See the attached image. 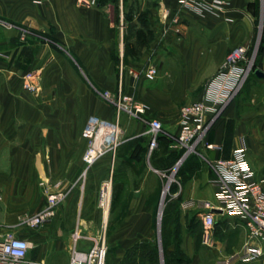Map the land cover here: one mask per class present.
Segmentation results:
<instances>
[{"label":"crops","instance_id":"crops-1","mask_svg":"<svg viewBox=\"0 0 264 264\" xmlns=\"http://www.w3.org/2000/svg\"><path fill=\"white\" fill-rule=\"evenodd\" d=\"M249 1L228 0L224 11L214 13L193 11L179 0H96L94 4L83 0H0V19L17 25L9 28L0 23V234L12 231L39 244L42 252L47 248L49 254L64 251L70 264L73 232L78 228L87 236L84 230L88 224L82 213L89 209L88 200L97 195L100 184L120 163L115 157L111 165L108 157H102L91 167L85 184L78 182L87 147L82 130L89 117L113 120L116 115L100 93H116L121 88L144 104L146 119L161 120L168 135H177L181 105L203 99L228 53L242 46L246 22L254 20ZM262 54L257 67L264 70V46ZM151 65L158 68L154 77L148 75ZM29 71L38 74L36 92L23 87V77ZM140 122L144 126L138 125L137 131L147 133L146 123ZM206 140L216 145L202 148L211 159L228 158L245 143L258 178L256 168L264 167V115L256 119L255 115H240L235 105L229 104ZM168 145L167 158L177 150L170 142ZM155 150L160 151V143ZM146 165L148 171L164 173L151 157ZM197 178L206 197L183 199L215 203L217 188L208 165ZM59 190L68 195L55 217L39 228L27 227L26 217L39 212L49 194ZM137 206L135 210H144L152 218L153 203L143 198ZM195 212L200 221L199 212ZM219 220L234 221L227 215H218ZM217 226L214 245L208 249L209 264H218L236 252L229 245L234 237L239 246L246 237L241 221L226 239L216 238ZM134 233L123 239L128 244L129 264H141L136 254L140 255V244L158 249V257L150 263L160 264V239L151 232ZM85 241L82 249L89 247ZM181 245L189 264H204L203 254L190 237L184 236ZM113 254L111 264L124 263V250L118 248Z\"/></svg>","mask_w":264,"mask_h":264},{"label":"built area","instance_id":"built-area-1","mask_svg":"<svg viewBox=\"0 0 264 264\" xmlns=\"http://www.w3.org/2000/svg\"><path fill=\"white\" fill-rule=\"evenodd\" d=\"M179 1L184 7L197 12H222L226 9L223 0ZM83 2L94 4L96 0ZM0 23L9 28L17 27L15 23L3 19H0ZM24 33L32 34L28 30H24ZM247 54L248 49L244 46L232 49L218 75L206 87L203 99L184 103L180 107L181 127L178 134L173 137L165 132L161 120L157 118L148 120L144 117L146 114L144 104L136 100L132 94L125 93L121 88L116 93L107 90L101 92V96L114 107L117 119L108 120L97 115L89 117L82 130L87 147L82 155L85 167L78 182L85 184L91 167L100 158L110 155L112 163L115 161L116 151L121 142L120 114L127 113L146 123L150 152L158 148L160 138L167 135L174 140L175 148L183 150L181 161L192 154L199 155L213 172L212 183L217 188L216 202L190 198L183 200L181 207L184 210L195 209L199 212L204 229L203 243L209 247L215 242L218 215L233 218L234 227L239 221L243 223L246 237L241 249L218 264H230L234 261L243 263L261 261L264 264V181L256 177V171L248 157L247 145L243 143L235 148L228 158L211 159L202 152L204 147L216 148V145L209 143L206 137L234 92L240 88L252 69V63H246ZM242 64H245L244 68ZM157 74V66L151 65L148 68V75L154 77ZM37 76L36 71L27 72L23 77L24 89L36 92L39 88ZM111 190V180L101 183L98 205L105 212L109 211L111 205ZM67 195L68 192L64 190L50 193L42 209L26 217L25 225L35 229L49 222L55 217L59 204ZM72 238L70 264H107L109 245L106 236H86L77 228ZM82 239L89 241L91 245L85 249L79 248L78 243ZM32 248L31 241L17 236L12 231L0 234V264H42L39 260L30 258Z\"/></svg>","mask_w":264,"mask_h":264},{"label":"rangeland","instance_id":"rangeland-1","mask_svg":"<svg viewBox=\"0 0 264 264\" xmlns=\"http://www.w3.org/2000/svg\"><path fill=\"white\" fill-rule=\"evenodd\" d=\"M223 1H225L226 7L228 0ZM249 8L251 12H253L254 20L249 19L248 23L246 22V36L242 46L248 49V59L246 63L250 64L251 62L252 69H250L248 77L245 79L243 84H241L240 88L234 92V95L225 106V109L229 104H234L238 114L255 115L256 119L260 115H264V80L255 79L254 81H250L249 84L247 83V80L250 78V75L255 74V69L258 68L257 66L260 62V57L263 55L264 0H250ZM116 119L117 117L115 115L113 120ZM119 123L121 127V142L116 151V159H118L120 163H116L114 171H111L110 177L108 176L106 177L108 179H104L111 180L112 182L111 205L107 213V221H105L106 212L98 205L100 200L99 188L97 195L93 197L91 196L88 200L89 209L82 213L85 218L84 220H86L88 224L84 231L91 237L99 235L106 236L109 245L107 264H111L112 257H114L113 253L118 248L125 251L124 264H128V244L124 243L123 239L128 237L130 234H135V230L137 235L148 234L151 232L158 239H160V264H164L162 247V220L166 205L172 200V195L173 197L183 196L184 199L187 196L206 197L202 196L205 195L203 190L204 186L197 177L203 175L207 167V163L200 158L199 155L192 154V156L186 161L183 160L180 162L181 157L174 161L169 160V169L166 173L160 172L159 175L154 171H148L146 159L150 158L151 154L155 150L150 152L149 134H142L137 131L136 127H138V125L143 127L144 124L124 112L120 114ZM145 127L147 128V126ZM170 143L174 145V140L172 139ZM105 157L110 159L109 161L112 165L111 156L107 155ZM191 160L193 161V165L189 166ZM186 168L188 170H186ZM256 169L258 180L264 181V167ZM180 174L183 176H180ZM184 176L186 178H184ZM195 178L197 179L195 180ZM118 190H121V194L119 198L116 199L115 195ZM174 190H176V192H174ZM200 194L201 196H199ZM212 194L211 200H215V197ZM114 198L116 200H114ZM143 198H146V202H150L155 205L152 218L150 213H147L144 210H135L134 208L138 207V204H141V200ZM133 203H135L136 206H132ZM176 211H179V221L176 222L175 220L176 212H170V230L168 229L169 232L167 231V234L165 235L168 248L174 247L173 250L170 249L174 253H172L173 259L178 260V257L181 255L188 258L185 250L181 247L182 240L184 239V236L187 235L195 243L196 249L203 254L204 264H209L210 259L208 249H210V247L203 243L204 229L199 221L197 213L193 209H189V211L186 212L178 209ZM78 219L81 220L82 218L79 217ZM86 222H84V225H86ZM146 222H148L149 225L146 224ZM131 224L135 226H132V228L129 226ZM219 224L217 226L219 230L216 233V238L226 239L234 231L233 221L231 223H225L221 220ZM223 227L226 228V230H223ZM234 236L235 235H233V237ZM116 237H119V240H116ZM236 238L237 237H234V240L231 241L229 245L230 249L237 251L241 249L242 245L239 246V239ZM85 243V239L80 240L78 244L80 247H78L81 248V245ZM90 245L91 243L87 242L86 246L88 247ZM233 245L235 246L234 248L232 247ZM142 253L143 254L140 256L142 260L141 264H145V259L149 257L145 256L144 250ZM39 256H41L39 261L42 264H69L68 254L66 252L58 251L56 253L54 252L49 254L47 248H44V251L42 252L41 246L34 242L30 258L37 259ZM138 256L139 253H137V258Z\"/></svg>","mask_w":264,"mask_h":264},{"label":"trees","instance_id":"trees-1","mask_svg":"<svg viewBox=\"0 0 264 264\" xmlns=\"http://www.w3.org/2000/svg\"><path fill=\"white\" fill-rule=\"evenodd\" d=\"M255 79L256 80L258 79L257 75H255V74L250 75V78H248L247 83L249 84L250 81H252V80L254 81ZM168 142H171V140L168 139L167 136H162L160 138V151L155 150L151 154V158H152L154 165H156L158 168H160V170L163 171L164 173H166L169 169L168 168V161L169 160H172V161L177 160L180 157H182V155H183V150H176L169 155V158L165 157V153L169 149ZM191 156H189L187 159H189ZM192 165H193V161L191 160L189 166H192ZM186 170H188V169L186 168ZM180 176H183V175L180 174ZM184 178H186V177L184 176ZM174 192H176V190H174ZM120 194H121V190H118L116 192L115 198L116 199L119 198ZM182 197L183 196L173 197V195H172V197H171L172 200L167 203L166 208L164 210V216H163V220H162V247H163V255H164V264H174V263H176V264H189V258H187L186 256L184 257L183 255L178 257V260L173 259V256H172L173 252L168 248L167 242L165 239V235L167 234V231L169 229L170 212L175 211L176 212L175 220H176V222L179 221V211H176V210L177 209L181 210L180 207H181V203L183 202ZM115 198H114V200H116ZM172 206H174V207H172ZM218 224H219V222H217V225ZM139 247H140V255L139 256H141L143 254L142 252L144 250L145 256L149 257V258H146L145 261L148 260L149 264H151L150 263L151 259L154 256H155V258L158 257V254H159L158 249H154L152 247H149L146 244H140ZM133 253H135V251ZM136 254H137V252H136ZM127 255H128V264H129V250H128ZM134 258H135V256H133L132 261L134 260ZM139 261L142 262L140 257H139ZM124 263H125V259H124Z\"/></svg>","mask_w":264,"mask_h":264},{"label":"water","instance_id":"water-1","mask_svg":"<svg viewBox=\"0 0 264 264\" xmlns=\"http://www.w3.org/2000/svg\"><path fill=\"white\" fill-rule=\"evenodd\" d=\"M255 74H256L258 77H260V78H264V71H263L262 69H260V68L255 69ZM180 162H181V160H180ZM218 212H219V211H218Z\"/></svg>","mask_w":264,"mask_h":264},{"label":"bare ground","instance_id":"bare-ground-1","mask_svg":"<svg viewBox=\"0 0 264 264\" xmlns=\"http://www.w3.org/2000/svg\"><path fill=\"white\" fill-rule=\"evenodd\" d=\"M109 194H110V191H109ZM107 213H108V211L105 213V219L107 220Z\"/></svg>","mask_w":264,"mask_h":264}]
</instances>
